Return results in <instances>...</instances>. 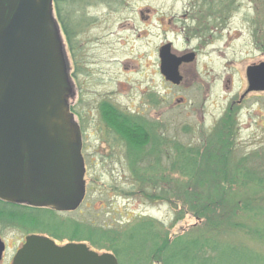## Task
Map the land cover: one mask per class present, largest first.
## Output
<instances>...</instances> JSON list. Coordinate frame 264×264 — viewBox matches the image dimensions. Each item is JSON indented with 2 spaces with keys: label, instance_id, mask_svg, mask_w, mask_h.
I'll return each instance as SVG.
<instances>
[{
  "label": "rangeland",
  "instance_id": "1",
  "mask_svg": "<svg viewBox=\"0 0 264 264\" xmlns=\"http://www.w3.org/2000/svg\"><path fill=\"white\" fill-rule=\"evenodd\" d=\"M190 3L198 6L196 14L200 23L209 22H205L209 26L206 41L195 37L187 40L180 30L182 21L186 20L181 17L189 9ZM207 4V0L63 2V18L73 32L75 58L79 63V86L98 92H114L115 103L127 107L138 105L141 100L142 90L139 91L138 84L141 83L140 88H144L152 80L162 94H167L168 111L164 153L160 154V144H157L150 161L139 163L136 160L130 163L126 160L124 149L117 147L110 139L112 149L107 151L109 145H102V156L88 163L84 202L73 210H59L61 220L120 230L141 217H150L160 223L165 234L170 231L173 236L174 233L200 226L204 219L197 220L186 214V208L180 203L175 205L166 196L169 187L175 186L174 183L168 185L167 175L170 173L172 179H180L177 171L169 169L172 168L169 162L172 158L168 156L175 154L172 144L175 142L198 149L199 156L195 161L197 181L207 169L216 173L219 160L214 154L219 148L220 138L225 134L233 139V147L231 151L229 149L230 161L241 162L244 164L242 167L264 178V91L246 92L249 86L247 67L264 62V0H227L226 6H223V0H216V12L210 17L205 13ZM54 15L67 53L62 20L58 11H54ZM167 41H172L174 49L181 53L189 51L184 60L193 54L187 59L189 65L182 69L186 77L183 86L169 83L171 81L166 83L156 75L154 78L150 76L160 60L158 47ZM67 55L72 65L69 53ZM124 61L128 64L126 68L122 64ZM132 64H138L140 72H135ZM179 98H183L181 102L177 101ZM77 110H81V107L78 106ZM227 118L228 121L232 118L234 122L232 134L226 130V124H222ZM90 133L93 135L91 141L98 145L100 141L95 130ZM169 145L173 150L169 149ZM225 145L229 146L230 142ZM147 168V176L151 178L144 177L147 182H142L143 171ZM145 185L148 192H144ZM238 193L264 207V199L261 198L264 191L256 186L246 185ZM224 209H228V206ZM177 215L181 219L174 221ZM235 221L242 227H229L216 232L222 242H229L230 247L234 248L230 249V260L232 257L234 259L236 253L244 257L252 256L253 253L246 248L260 252V257L264 256V208L256 209L252 214L238 212ZM248 227L253 235L246 232ZM0 236L7 246L1 264H11L26 233L21 228L0 223ZM60 242L68 241L63 239ZM159 261L151 256L140 264H162ZM241 264L248 263L243 261Z\"/></svg>",
  "mask_w": 264,
  "mask_h": 264
},
{
  "label": "water",
  "instance_id": "2",
  "mask_svg": "<svg viewBox=\"0 0 264 264\" xmlns=\"http://www.w3.org/2000/svg\"><path fill=\"white\" fill-rule=\"evenodd\" d=\"M54 0H0V199L76 209L86 194L81 132L69 108L72 93ZM193 56V54L191 55ZM186 58L189 59L191 58ZM161 71L178 84L184 58L160 50ZM248 89L264 91V62L247 67ZM6 244L0 236V262ZM12 264H118L112 252L86 242L28 234Z\"/></svg>",
  "mask_w": 264,
  "mask_h": 264
},
{
  "label": "trees",
  "instance_id": "3",
  "mask_svg": "<svg viewBox=\"0 0 264 264\" xmlns=\"http://www.w3.org/2000/svg\"><path fill=\"white\" fill-rule=\"evenodd\" d=\"M63 2H57L58 15L68 37H71L73 32L69 30L63 18V8H65ZM222 124H226V130L232 134L234 124L232 118L229 121L227 118ZM231 138L227 134L220 138L219 148L214 154V157L219 160V166L215 167L217 171L215 173L207 169V172L201 173L200 181H197L195 177L198 149L179 142L172 143L175 154L168 156L169 159L172 158L169 160L172 168L169 169L177 171L180 179H172L170 173L167 175L168 185L175 184L174 188L169 187L170 189L167 190V199L175 205L180 203L183 208H186V214L197 220H205L200 226H194L182 233H174V236L170 231H166L165 234L160 223L150 217H141L139 221L115 230L87 225L79 221H63L59 217V211L54 208L12 203L1 199L0 223L21 228L26 235L46 233L58 241L63 239L85 241L96 249L104 248L113 251L121 264L126 262L137 264V261L139 262L142 258L147 259L151 256L160 260L162 264H241L243 261L248 264L252 261L256 262L254 264H264V256L260 257L258 255L260 252H254L249 248L246 249L253 253L252 256L244 257L236 253L231 261L230 249L234 248L230 247L231 243L222 242L216 234L218 230L229 227H242L235 221L238 212L252 214L256 209L264 208L258 202L254 204L251 199H245L238 193L239 189L246 185H254L258 190L264 191V178L257 175L255 171L242 167L244 164L242 165L241 162L230 161V148L233 147ZM226 142H230V145L226 146ZM136 143L143 145L144 140L140 142L136 140ZM137 145L136 150H139L140 146ZM169 149L173 150L171 145ZM146 170L148 171V168ZM146 170L143 171L144 175L140 180L142 182H147L145 179L147 177L151 178L150 175L147 176ZM155 180L158 179L155 178ZM207 186L209 188H204ZM233 188L237 190L234 191ZM144 190H146L144 192L149 190L146 185ZM261 198L264 199V197ZM226 206L228 209H224ZM180 219L181 216L177 215L174 221ZM246 229L249 234H254L251 228ZM164 234L165 236L162 237ZM138 248L140 250H135Z\"/></svg>",
  "mask_w": 264,
  "mask_h": 264
},
{
  "label": "flooded vegetation",
  "instance_id": "4",
  "mask_svg": "<svg viewBox=\"0 0 264 264\" xmlns=\"http://www.w3.org/2000/svg\"><path fill=\"white\" fill-rule=\"evenodd\" d=\"M58 1L65 0H54V11L56 13L58 11ZM207 1L208 10L205 13L208 17L211 15L214 16V12H216L214 7L216 0ZM226 1L227 0H223V6H226ZM194 6V3H190L189 9L186 10V12L181 17L186 18V20L182 21L180 30L187 40H190L191 37H195L199 40L204 39L203 41H206L207 39H205V34L209 29V26H206L205 22L208 20L200 23V18L196 14L198 6ZM220 13L222 12L220 11ZM147 16L150 17V14ZM194 22H196L195 25ZM214 29L215 28H213V30ZM64 33L66 34L67 39V53H69L72 60V65H70L68 55L64 50L68 79L72 89V93L69 96V107L71 114L73 115L74 122L78 125L81 132V155L85 165V180L87 172H89L88 163L96 159L98 156L101 157L103 154L102 145H109L110 148L107 149V151L112 149L110 139L113 140V144H115L117 147L124 149L126 160H128L130 163L136 160H138L139 163L150 161V157L157 144H160L159 152L162 155L164 153L165 147L164 130L167 127V94H162L160 88L158 89V86H156L152 80L150 85L145 86L144 88H140L141 83H139V91L142 90L140 91L141 100L139 101V104H132L127 107H123V105H117L115 103L114 92H98L97 90H91L88 87L83 88L81 85L79 86L77 82V79L79 78V63L75 58L76 48L72 42V36L68 37L66 31H64ZM166 44H170L171 52L178 57L184 58L185 56H188L189 54L187 52L189 51H184L181 53L178 50H175L172 41L164 42L158 47V55L160 60L156 69L152 71L150 76L154 78L156 75L168 83L169 80H167L161 71L160 57V50ZM195 55V57H197L198 53L196 52ZM122 64H124L125 68L128 66L126 61H124ZM188 65L189 61L184 59L179 65V72L182 77L179 86L182 84L185 85L186 77L182 73V69ZM132 67L136 70L135 72H140L138 69V64H132ZM146 78H149V76ZM169 83L172 84V82ZM182 99L183 98H179L177 101L181 102ZM78 106L81 107V110H77ZM91 130H95L97 139L100 141L98 145H95L91 141V137L93 136L90 133ZM136 140H139V142L140 140H144L143 145L136 143ZM136 144L140 146L139 150H136ZM146 172L148 171L146 170ZM87 186L88 182L86 180L85 198L87 196ZM97 250L107 251V249L104 248ZM110 252L116 256L118 264H121L118 256L113 251ZM142 260L143 258L139 260V262L137 261V264H140Z\"/></svg>",
  "mask_w": 264,
  "mask_h": 264
}]
</instances>
